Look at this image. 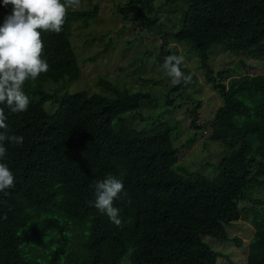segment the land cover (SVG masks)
Instances as JSON below:
<instances>
[{
	"label": "trees",
	"instance_id": "trees-1",
	"mask_svg": "<svg viewBox=\"0 0 264 264\" xmlns=\"http://www.w3.org/2000/svg\"><path fill=\"white\" fill-rule=\"evenodd\" d=\"M168 1L174 5L173 25L161 33L159 46L141 53L137 70L145 68L147 54L160 68L165 57L180 55L171 42L185 43L196 54L221 99L202 125L210 140L228 150L215 166L217 173L189 171L177 160L179 120L169 113L182 104L176 97L194 85L185 61L181 70L192 82L147 78L164 85L157 93L141 85L119 89L105 77L99 79L104 92L61 89L81 73L70 27L97 11L68 7L59 34L40 30L42 59L50 69L23 84L27 111L11 114L0 104L8 115V134L23 137L21 145L5 142L7 154L0 159L15 177V187L7 195L0 192V264H217L221 254L203 236L229 240L226 225L241 216L255 228L245 264H264V73H214L208 63L216 47L262 58L264 0L162 4ZM117 6L131 25L157 12L154 0H120ZM11 8L0 6V24ZM45 81L58 84L44 88ZM196 100L186 110L194 129L202 128ZM151 108L155 116L148 119L144 115ZM135 120L145 123L135 125ZM109 174L122 180L128 194L114 202L120 227L89 205L90 185ZM231 240L245 244L238 237Z\"/></svg>",
	"mask_w": 264,
	"mask_h": 264
},
{
	"label": "rangeland",
	"instance_id": "rangeland-1",
	"mask_svg": "<svg viewBox=\"0 0 264 264\" xmlns=\"http://www.w3.org/2000/svg\"><path fill=\"white\" fill-rule=\"evenodd\" d=\"M118 1L120 0H83L78 2V6L70 7L72 9L81 7L85 10L97 7V11L89 21H74L70 27V40L77 51L81 73L76 80L61 84V89L72 92L85 88L90 92H101L103 87L99 84V79L105 77L119 89L124 87L137 89L141 85L157 93L159 87L164 85H155L148 79L152 78L157 83L159 80L161 84L164 80L170 79L160 67L151 62L150 54L145 56V68L137 70V67L141 63L139 61V58H142L141 53L153 46H159L162 42L161 33L172 27L174 5L170 1L162 4L163 0H154V8L157 12H151L148 20L138 19L131 25L130 21L123 20L117 13ZM161 5L164 6L161 7ZM0 11L2 12L1 9ZM92 38H94L92 41L86 42L87 39ZM169 46L175 47L184 57L195 80L193 87L183 92V97H176L175 101L181 102V106L172 107L169 113L170 116L179 120V134L174 141L177 147V160L189 171H198L212 177L217 173L215 166L220 158L228 153V150L223 147L224 144L221 141L210 140L208 129L202 125L212 118L214 111L221 104V99L211 83L207 82L205 71L200 67L198 57L189 46L174 42L169 43ZM246 53L245 51H221L219 47H216L208 63L214 73L222 69H227L230 75L246 71L264 73V55L262 58H254ZM92 55L94 60H89ZM240 60L250 65V68L243 67ZM48 83L58 84L54 81H45L43 87L45 88ZM54 84L53 86H56ZM196 99L200 101L197 113L198 123L202 126L198 129L190 127L191 119L186 111L196 104ZM48 107L49 105L46 104L45 108ZM154 114L155 109L151 108L149 112H145L144 116L151 119L155 116ZM144 123L142 120H135V125ZM226 228L229 240L221 241L208 235L203 236V240L221 254L217 264H245L246 243L250 241L254 233V226L247 217L241 216L238 220L226 225ZM234 237L240 238L245 244L236 246L231 240Z\"/></svg>",
	"mask_w": 264,
	"mask_h": 264
},
{
	"label": "clouds",
	"instance_id": "clouds-1",
	"mask_svg": "<svg viewBox=\"0 0 264 264\" xmlns=\"http://www.w3.org/2000/svg\"><path fill=\"white\" fill-rule=\"evenodd\" d=\"M79 0H2V7L12 6L11 12L4 16L0 24V104L6 105L9 113L18 114L27 111L29 98L22 90L26 80H35L42 73H47L50 65L42 59L44 45L40 30H50L56 34L62 31L66 8L78 6ZM184 64L182 55L165 57L161 70L171 79L173 85H187L192 82V75H185L181 70ZM8 115L0 107V159L7 150L4 143L21 145L23 137L9 135L7 132ZM14 174L6 163H0V192L5 195L15 187ZM90 188L94 199L89 201L101 214L120 227L123 223L120 210L114 202L121 198L124 185L121 179L107 175L94 181ZM6 218V216H5Z\"/></svg>",
	"mask_w": 264,
	"mask_h": 264
}]
</instances>
